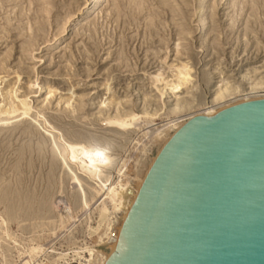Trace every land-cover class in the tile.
Listing matches in <instances>:
<instances>
[{
    "label": "rangeland",
    "instance_id": "obj_1",
    "mask_svg": "<svg viewBox=\"0 0 264 264\" xmlns=\"http://www.w3.org/2000/svg\"><path fill=\"white\" fill-rule=\"evenodd\" d=\"M29 1H31L30 7H28ZM46 1L49 13L43 11L44 0H0V77H2L0 80V106L2 105L1 90L4 92L8 85L12 86L17 81L18 74H20V81L17 94L25 93L23 86L27 79L29 77L33 79L35 73L39 74L40 79L47 80L57 88L54 97L43 108L49 121L62 132L64 131L65 137L109 139L111 143H115L117 150L115 153L118 156L122 154L132 157L129 168L130 173L133 174L137 168L136 157L141 158L142 162L145 161V155L140 151L135 152L132 145V139L140 137L141 133L116 132L113 127L104 125L100 121L102 116L99 115L101 114L100 108L109 111L115 109L116 105L109 102L112 97L120 101L121 108L131 109L135 102L132 96L135 86L148 95L151 107L155 108L158 105L159 100L149 84L148 77L150 73L162 66L161 57L165 51L169 50V61L172 58V51L170 48L164 49V46L172 45L174 37L179 32L178 27L185 26L189 30H194L195 23L190 20L193 0H144L142 6L135 5L136 2L132 3L133 6H131L132 4L129 6L125 0L124 2L119 1V10L115 11L113 8L108 16L103 13L97 18H92L93 20H90L91 22L84 28H79L80 25L73 27L56 41L55 45L54 41L50 40L51 33L56 31L65 14L81 0ZM254 1L256 2L250 4L248 0H236L231 11L223 5L214 7L215 11L213 7L211 8L215 15L212 18L213 22L211 20L210 23L209 37L207 36L209 41L207 52L206 50L201 51L199 47L200 35L196 32L183 39L181 61L187 59L189 82L195 85V94L199 100L202 101L210 95V86L214 79L210 72L217 64H219L218 68L224 79L236 82L241 86H244V83L236 79L238 75L236 71L239 69L238 64L241 60L244 68L258 67L259 73L264 74L261 62L264 59V0ZM138 7L141 9L139 8L136 12ZM224 12L229 13L234 19L229 20V16H221ZM117 13L119 14L117 15ZM248 13L257 16L256 21L250 19L248 22L255 37L250 36L249 39L238 40L236 37L238 29ZM152 18L154 23L150 22L149 25V19ZM166 20L174 23L172 22L165 30L162 29V25H165V22L162 21ZM229 22L233 26L229 27ZM168 30L171 34L168 33ZM257 42L260 49L254 51ZM246 43H248L247 49L243 51ZM31 44L35 45L33 52L28 50ZM232 50L233 53L230 54L229 52ZM197 75L199 80H197ZM37 86V82L33 84L32 96L36 95ZM12 95L16 100L14 92ZM44 95V93L36 95L40 97L35 101H40ZM100 96L106 98L104 105L99 107L90 103L92 100L99 99ZM60 97H71V105L75 107L74 112L66 109L67 104L64 101L59 103ZM144 105L142 104L140 108L145 107ZM34 121L35 119L31 116L23 120L15 119L10 124L1 125L2 122H0V215L8 217L7 205L15 199L12 203L17 209L11 211L13 213V218H10L9 223L11 230L19 236H29L34 234H31L32 224L43 221L46 224L47 232H44L46 235L42 239L47 241L53 238L48 234L51 232L48 222L56 215L52 205L55 204V206L63 208L76 195V192L74 193L75 190H71L69 187L71 185L67 172L68 170L71 172L72 165L68 163L67 166L61 167L56 155L52 151L50 152L47 146L43 145V148H39L41 139L45 137L48 139L49 134L37 121ZM30 126L36 127V131L33 130L34 127L31 129ZM72 131L73 133H71ZM150 142L151 140L148 145ZM34 144L38 147H35ZM65 172L66 176H63ZM57 174L61 178H58ZM57 178L61 181V185L59 180L57 182ZM83 184L86 186L83 185L85 191L91 193V182L84 178ZM21 195L22 197H20ZM31 195L32 198H30ZM3 197L6 199H1ZM13 197L15 198L13 199ZM39 206L44 209L38 213L36 210ZM49 215L53 216L49 217ZM92 218L93 223L99 220L96 214ZM46 220L47 222H45ZM21 223L25 227L24 233H21L19 229ZM75 234L73 238L61 239L58 245L66 249L76 244L82 245L85 238L87 241H91L82 228H79ZM35 235H38V232H35ZM36 238L40 237L36 236Z\"/></svg>",
    "mask_w": 264,
    "mask_h": 264
},
{
    "label": "bare ground",
    "instance_id": "obj_2",
    "mask_svg": "<svg viewBox=\"0 0 264 264\" xmlns=\"http://www.w3.org/2000/svg\"><path fill=\"white\" fill-rule=\"evenodd\" d=\"M119 1L124 2V0H81V2L77 3L76 6H74L71 11H68L61 19L56 31L51 33L52 38L50 40L54 41L53 43L55 45L57 43L56 41L61 39L64 34L73 27L80 25L79 28H84L94 18L99 17V15L105 13L106 16H108L113 8L115 11L119 10ZM143 1L144 0H125L126 4L129 6L135 2V5L139 6L140 4L142 6ZM44 2L43 11L49 13L48 2L46 0H44ZM248 2L251 4L256 1L248 0ZM192 3L193 9L190 14V20L195 23L194 30H189L185 26L178 27L179 32L176 34V37H174L172 45L170 46L166 44V46H164V49L170 48L172 51V58H170L169 61V50L165 51L161 57L162 66L150 73L148 77L149 84L155 91L156 98L159 100L158 105L155 106V108L151 107L148 95L143 93L138 86H135L132 91V96L134 97L135 102H133V107L131 109L121 108L120 101H117L112 97H110L109 102L116 105L115 109L109 111L100 108L101 114L99 115H102L100 121L104 125L113 127L116 132L127 133L133 131L141 133L140 137L132 139V145L135 152L140 151L145 155V161L142 162L141 158L136 157L135 165L137 168L133 174L130 173L129 168L132 157L122 154L118 156V154L115 153V151H117L115 143H111L109 139L80 136L79 138L65 137L63 134L64 131L62 132L57 126L49 121L43 108L44 105L50 102L54 97L57 88L47 80L40 79L39 74L35 73L33 79L30 77L27 79L23 86L25 90V93L23 94H17L19 90L18 82L20 81V74L17 75V81L14 82L12 86L8 85L4 92L1 90V125L4 123L10 124L15 119L23 120L32 116L35 121L45 129V132L49 134L48 139H45L47 138L45 136V138L41 139V145H38L39 148H43V145L47 146L48 150L56 155L57 158H55L58 159L61 167L67 166L68 163L72 165L73 169L71 172H69V170L67 172L69 174V184L71 185L68 186L71 190H75L74 193L76 192V195L73 194L74 197L72 195L73 198H71L70 201L67 202L68 204L63 206V208H59L60 206H55V204L52 205L56 211V215L54 219H51L48 222L51 226V232L48 234L52 235L53 238H50V240L47 241L42 239L46 235L44 232H47L45 227L46 224H44L43 221L36 224H32L31 222V227H33L31 234H34H28L29 236H19L11 230L9 224L10 218H13V213L11 211L17 209L14 203H12L15 201V197H13L14 200L7 205L6 210L9 211V214H7L8 217L6 218L0 215V264H106L107 260L115 252L123 224L150 168L170 138L188 120L195 116H212L223 108L241 102L264 98V74L262 75L259 73L258 67L244 68L242 60L238 64L239 69L236 71L238 74L236 79L242 81L244 86L224 79L219 71V64H217L210 72V75L214 78L212 85L210 86V95L202 101L198 99L199 97L197 98V95L195 94V85L189 82L187 74V59L181 61L182 41L184 38H187V35L191 36L193 32H196L200 35L201 42L199 47L201 51L204 52L206 50L207 52L210 23L211 20L213 22L212 18H214L215 15L211 8L223 5L227 10L231 11L236 4V0H193ZM30 4L31 1H29L28 7H30ZM131 6H133V4ZM139 8L141 9V7H138L136 12ZM118 14L119 13H117V15ZM221 16H229V20L232 18L234 19V17H231L227 12H224ZM246 16L247 17H244L241 21L240 28L238 29L236 36L238 40L241 38L249 39L250 36L252 38L255 37V33L249 28L248 22L250 19H255L256 21L257 16L249 13L246 14ZM172 18L173 17L171 16V19ZM150 22L154 23L153 18L149 19V25L151 24ZM162 22H165V25H162V29L166 30L173 21L169 22L166 20ZM230 26H233L231 22H229V27ZM157 29L159 30V28ZM168 33L171 34L169 30ZM215 37L217 38V36ZM34 46V44L29 45L28 50L33 52ZM247 46L248 43L245 44L243 51H246ZM258 49H260V46L257 42V44L255 43L254 51H258ZM229 53L232 54L233 50ZM261 62L263 64L262 67H264V59L261 60ZM1 79L2 77H0V80ZM197 80H199L198 75ZM36 82L38 85V90L35 91L36 95L41 93L45 94L40 101H35L39 99L38 97L40 96H32L31 94L33 84ZM13 92L15 93L16 100L13 98ZM62 101L67 104L66 109L74 112L75 107L71 105V97H60L59 103ZM90 103L101 107L106 103V98L100 96L99 99L92 100ZM142 104H145V107L140 108ZM33 127L34 126H32L31 129ZM7 128H9V126H7ZM35 128L36 127H34L33 130H35ZM71 133H73V131ZM149 140H151V142L148 145ZM28 147L31 148L30 145H28ZM66 168L68 169V167ZM51 176L53 177V175ZM63 176H66V172ZM52 177L51 179H53ZM58 178L61 177L58 176ZM58 178L56 179L57 182L59 180ZM84 178L92 184V192H88L89 194L83 187ZM59 184L61 185L60 180ZM51 187L53 188V186ZM14 193H16V191ZM24 194L22 195L24 196ZM22 195L20 197H22ZM10 196L12 198L11 194ZM16 196L18 195L16 194ZM4 198L6 199V197L1 199ZM30 198H32V195ZM23 199L25 198L23 197ZM19 208L21 209V207ZM43 209L44 207L39 206L36 212L39 213ZM94 214H96L99 219L96 223H93L92 216ZM51 216L49 215V217ZM35 221L37 222V219ZM45 222H47V220ZM31 227H29V229H31ZM79 228H82L85 235L91 240L90 242L85 238L82 245L76 244L66 249H63L61 245H58V242H60L61 239L73 238ZM19 229L21 230V233H24L25 227L22 223ZM35 232H38V235H35ZM39 232L41 233L39 234ZM36 236L40 238L37 239ZM70 256H73V258H70Z\"/></svg>",
    "mask_w": 264,
    "mask_h": 264
},
{
    "label": "water",
    "instance_id": "obj_3",
    "mask_svg": "<svg viewBox=\"0 0 264 264\" xmlns=\"http://www.w3.org/2000/svg\"><path fill=\"white\" fill-rule=\"evenodd\" d=\"M106 264H264V98L170 138Z\"/></svg>",
    "mask_w": 264,
    "mask_h": 264
}]
</instances>
